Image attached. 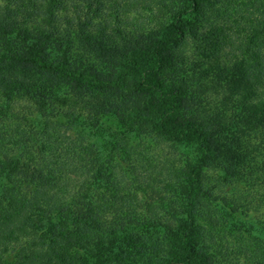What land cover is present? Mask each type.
I'll return each mask as SVG.
<instances>
[{
  "label": "trees",
  "instance_id": "16d2710c",
  "mask_svg": "<svg viewBox=\"0 0 264 264\" xmlns=\"http://www.w3.org/2000/svg\"><path fill=\"white\" fill-rule=\"evenodd\" d=\"M92 2L68 17L62 0H0V264H130L133 253L224 264L194 236V220L141 186L176 205L178 192L189 215L206 196L227 218L239 206L204 189L205 169L264 190V0L213 5L195 30L187 18L198 0L171 4L166 29L134 37L86 24ZM68 108L93 137L111 133L98 122L109 114L136 139L187 149L179 175L153 171L132 149L102 161L85 135L50 120ZM25 112L37 129L8 122Z\"/></svg>",
  "mask_w": 264,
  "mask_h": 264
},
{
  "label": "rangeland",
  "instance_id": "374dc122",
  "mask_svg": "<svg viewBox=\"0 0 264 264\" xmlns=\"http://www.w3.org/2000/svg\"><path fill=\"white\" fill-rule=\"evenodd\" d=\"M62 1H64V6L68 8L64 12L66 16L72 17L76 12H79V9H76L75 6L82 4V0ZM182 1L186 0H93L91 7H87L88 16L86 17L89 20L86 24L91 22V25L96 27L117 29L128 36L134 37L139 28L142 27L152 28L156 26L166 29L170 25L173 16L168 7H171V4L180 5ZM198 2L199 9L194 10L193 8L190 12V18H187L193 30L198 28L199 15L210 16L212 14L211 7L216 5L213 0L210 2L198 0ZM224 5L225 0H222L219 2V6L217 4L215 7L219 9L218 7ZM64 6H58L60 12L63 11ZM187 6L189 7L188 3ZM110 15H114V19L116 18L118 22L106 21L105 16ZM27 114L25 112L19 115L21 119L9 120L8 122H18L24 126L26 131L33 128L37 129L40 123H36L35 113H32V115ZM50 120L59 125L67 126L69 134L85 135L87 145L99 147L98 155L102 161L110 157L114 159L115 155L122 158L126 157L128 149H132L140 152L146 159L152 160L150 164L153 171L155 169L157 172L158 169L166 167L162 173L172 174L175 177L179 175V169L183 164V156L188 153V150L184 148L178 149V151L172 148L166 149L165 144L160 142L156 141L155 144L150 139H136L134 133L131 131L126 132L123 125L109 114H102L98 117L99 124L111 130V133L103 137L99 135L93 137L91 135L86 116L79 110L68 108L66 112H60ZM115 135H117L116 138H114ZM117 141L119 143L115 144ZM202 174L204 189L227 199L237 207L239 206L240 211L236 216L225 217L223 210L216 203L209 201L206 196L202 198L204 199L202 210L189 215L186 201L178 192L173 194L176 196L175 199H178L176 205L175 202L170 200L172 193L170 194L163 188L155 189V193L147 187L141 186V189L150 194L153 204L161 203L160 206L163 207L167 201L168 206H176V210L182 212L180 217L183 222H187V220L193 222L194 220L193 225H195L198 232L194 236L205 240L202 245L203 249L212 250L224 264H264V233L253 225V221L264 225V198L262 197V195L264 196V190L252 186L255 184V180L251 183L248 181L251 178H246L250 184L242 183L241 179L234 181V179L226 177L215 168L205 169ZM151 176L157 177V174L152 173ZM0 185L5 186V181L2 180ZM139 195L141 197L143 193L139 191ZM160 199H163V201H159ZM131 255L135 259L130 264H161L160 258L153 263L150 258L134 253Z\"/></svg>",
  "mask_w": 264,
  "mask_h": 264
}]
</instances>
